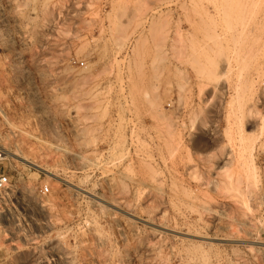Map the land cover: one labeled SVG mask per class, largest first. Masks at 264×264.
<instances>
[{
	"label": "rangeland",
	"instance_id": "374dc122",
	"mask_svg": "<svg viewBox=\"0 0 264 264\" xmlns=\"http://www.w3.org/2000/svg\"><path fill=\"white\" fill-rule=\"evenodd\" d=\"M0 150V264H264V0H0Z\"/></svg>",
	"mask_w": 264,
	"mask_h": 264
},
{
	"label": "built area",
	"instance_id": "2783aa9c",
	"mask_svg": "<svg viewBox=\"0 0 264 264\" xmlns=\"http://www.w3.org/2000/svg\"><path fill=\"white\" fill-rule=\"evenodd\" d=\"M6 154L0 150V196L6 193L12 186L10 174L5 169ZM44 194L49 193V188L42 191Z\"/></svg>",
	"mask_w": 264,
	"mask_h": 264
},
{
	"label": "bare ground",
	"instance_id": "6f19581e",
	"mask_svg": "<svg viewBox=\"0 0 264 264\" xmlns=\"http://www.w3.org/2000/svg\"><path fill=\"white\" fill-rule=\"evenodd\" d=\"M22 161H24V162H25V160H22Z\"/></svg>",
	"mask_w": 264,
	"mask_h": 264
}]
</instances>
